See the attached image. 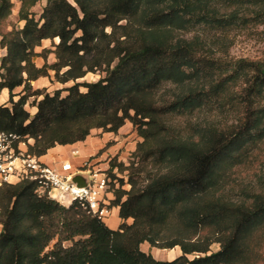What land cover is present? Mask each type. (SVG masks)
I'll return each instance as SVG.
<instances>
[{
	"label": "trees",
	"instance_id": "1",
	"mask_svg": "<svg viewBox=\"0 0 264 264\" xmlns=\"http://www.w3.org/2000/svg\"><path fill=\"white\" fill-rule=\"evenodd\" d=\"M19 1L23 26L0 30L10 104L0 106V130L33 139L36 157L94 129L117 135L126 122L141 141L129 166L109 164L129 170V189L121 181L112 190L116 229L77 201L40 195L32 181L0 186V264H264V164L232 187L264 143V52L224 57L231 32L261 27L264 39V0H47L38 19L30 10L39 0ZM11 9L0 0V28ZM48 39L58 40L51 64L48 51H35ZM49 71L74 82L64 96L32 91ZM97 71L96 82L75 83ZM30 96L40 97L33 115ZM221 116L234 121L221 126ZM143 243L180 254L156 260Z\"/></svg>",
	"mask_w": 264,
	"mask_h": 264
},
{
	"label": "rangeland",
	"instance_id": "2",
	"mask_svg": "<svg viewBox=\"0 0 264 264\" xmlns=\"http://www.w3.org/2000/svg\"><path fill=\"white\" fill-rule=\"evenodd\" d=\"M47 0H39L32 8L31 12L34 14L35 19H38L41 15L42 9L45 6ZM71 4L72 1L68 0ZM12 3V9L11 13L6 19V21L3 23L0 30L2 31H8L12 28L19 29L23 26V22L19 21L18 19V11L20 8V1L19 0H11ZM261 27H254L249 30H240L237 32H231L229 35V42H228V49L227 53L224 54V57L227 58H233V59H259L263 52H264V39L261 35ZM196 33H200L199 29L192 30L189 33H186L185 35L181 34L180 36H183L185 38H190L193 35H196ZM58 42L57 39L53 40H44L41 43L40 47H37L35 51L37 53H40L42 50L48 51L46 52V63L51 64L55 61V57L53 54L54 45ZM5 54V50L0 48V58ZM32 61L35 63L37 67H41L44 63L43 59L41 57H33ZM1 73V71H0ZM104 73L101 72H95V73H87L83 78L78 79L75 83H79V85H83L86 83H93L96 82L99 78L103 77ZM74 84V82H68L65 84H60L56 82L53 78V72L49 71L48 76L40 77L35 81H30V86L32 87V91H40L42 93H49L52 94L56 90L61 91V96H64L66 93L64 89L67 87H70ZM79 90L81 92L85 91L84 87H80ZM13 101H16L19 96H21L23 93L21 92V88L15 89L13 92ZM40 97L30 96L27 99V104L25 105V110L30 114L33 115L36 111L35 103L37 100H39ZM264 104V100L262 101ZM10 106L8 103V92L7 90H0V106ZM233 118L229 116H221L219 119V122L221 123V126L230 125L233 123ZM120 133L117 135H113L108 132H103L101 130L99 131V134H96L95 136H102L109 135L108 139L104 143V146L97 151L94 155H91L88 158L82 159L81 163L79 165L74 164L76 167V170L78 171H94V169L104 171L107 176L110 178L111 183L109 185V189L107 192L109 197H112V190L116 189L119 184H121V181L123 183V189L128 190L129 185L127 183V176L129 173L128 171L118 172V170H113L109 172V164L112 163L114 160L116 163H122L125 167L129 166V164L133 161V158L131 156L132 152L134 151L137 143L141 141V139L138 137L135 129L131 126L129 122H126L120 129ZM27 139V138H26ZM31 139V138H29ZM27 141V140H26ZM30 146L33 144V139H31ZM29 145V144H28ZM114 148V150H110L111 152H107L109 148ZM65 156L60 159H67L68 161L73 162L74 156L69 154L68 152H65ZM77 156V154H75ZM118 157H122L119 159ZM136 160H134V163ZM58 164V161H56ZM54 163V166L57 164ZM56 164V165H55ZM264 164V143L261 145V151H260V158L258 161H256L254 164L245 167L243 169H239L234 173V183L232 184V187L234 189V192L237 193L240 191V189L245 186V184H249L252 180H254V172L261 167ZM53 196H56V191H52L51 193ZM111 199V200H112ZM117 207H112V212L108 216V218L105 220L106 225L109 228L116 229L119 219L115 214ZM141 250L151 254L154 259L156 260H172L176 256L180 254V251L178 248L173 249H156V248H150L146 243L141 244ZM219 249L218 244H213L210 247V252H216ZM260 254L264 256V243L262 244L260 248Z\"/></svg>",
	"mask_w": 264,
	"mask_h": 264
},
{
	"label": "built area",
	"instance_id": "3",
	"mask_svg": "<svg viewBox=\"0 0 264 264\" xmlns=\"http://www.w3.org/2000/svg\"><path fill=\"white\" fill-rule=\"evenodd\" d=\"M30 142L29 138L0 130V186L32 181L37 184L40 195L64 206L77 201L90 214L105 222L113 207L107 197L110 181L107 174L97 169L86 171L88 182L84 187H78L71 177L84 171L76 170L70 161H63L57 167L47 166L40 157L30 154ZM52 191H56V196L51 194Z\"/></svg>",
	"mask_w": 264,
	"mask_h": 264
},
{
	"label": "crops",
	"instance_id": "4",
	"mask_svg": "<svg viewBox=\"0 0 264 264\" xmlns=\"http://www.w3.org/2000/svg\"><path fill=\"white\" fill-rule=\"evenodd\" d=\"M119 133L120 130L118 131V134ZM96 134H99V131L94 129L91 130L90 134L86 137L84 141L77 142L71 145H65V146L57 145L49 149L44 156H41L40 160L47 166L57 167L59 163L63 161H68L67 159H60L66 155L65 152H68L69 154L74 156L73 164L76 163V165H79L82 159L88 158L91 155L97 153V151L104 146V143L109 138L108 134L107 135L102 134V136H95ZM110 150H114V148L112 147L109 148L107 152H111ZM74 152H77V156L73 154ZM118 158L121 159L122 157H118ZM56 161H58V164L56 163ZM54 163H56L57 165L55 164L56 166H54ZM82 173H88V172L84 171ZM108 195L107 197L111 201L112 197H109ZM115 214L117 216V209L115 211Z\"/></svg>",
	"mask_w": 264,
	"mask_h": 264
},
{
	"label": "water",
	"instance_id": "5",
	"mask_svg": "<svg viewBox=\"0 0 264 264\" xmlns=\"http://www.w3.org/2000/svg\"><path fill=\"white\" fill-rule=\"evenodd\" d=\"M88 173L78 172L72 175L71 181L78 187H84L88 182Z\"/></svg>",
	"mask_w": 264,
	"mask_h": 264
}]
</instances>
